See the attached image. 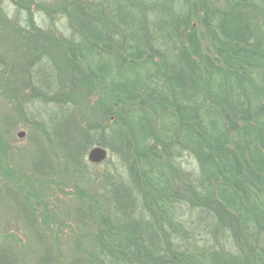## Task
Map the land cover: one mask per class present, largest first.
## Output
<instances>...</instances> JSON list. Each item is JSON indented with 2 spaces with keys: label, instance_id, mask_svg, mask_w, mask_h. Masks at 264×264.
Here are the masks:
<instances>
[{
  "label": "trees",
  "instance_id": "trees-1",
  "mask_svg": "<svg viewBox=\"0 0 264 264\" xmlns=\"http://www.w3.org/2000/svg\"><path fill=\"white\" fill-rule=\"evenodd\" d=\"M2 1L20 63L0 51V97L38 131L36 160L62 139L84 215L99 212L86 264H264V0H9L29 13L21 23ZM76 91L100 113L64 142ZM93 146L108 148L113 170L87 192ZM6 172L32 215L43 180Z\"/></svg>",
  "mask_w": 264,
  "mask_h": 264
},
{
  "label": "rangeland",
  "instance_id": "rangeland-1",
  "mask_svg": "<svg viewBox=\"0 0 264 264\" xmlns=\"http://www.w3.org/2000/svg\"><path fill=\"white\" fill-rule=\"evenodd\" d=\"M1 5L4 6L5 15L7 14L9 19H19L21 23L22 19L28 17L29 13L19 10L9 0H3ZM34 19L46 26L41 22L43 16L40 13L35 12ZM53 22L56 28L65 34L68 33L67 20L63 15L56 14ZM0 28V51L10 60L20 63L17 49L19 44L13 30L3 23H0ZM16 73L15 68L7 79L4 78V84L15 79ZM72 96L77 104L67 114L69 117L63 124L64 128L60 130L64 142L72 138L74 141L82 139L90 119L99 117L100 113L98 110L93 113L86 99L77 91ZM95 102L101 107V101L95 98ZM48 106L51 107L50 104ZM48 106L41 109L42 113L47 112ZM12 110V105L0 97V146L5 144L11 151L10 158L5 160L0 149V264H86L87 239L95 230L94 216H98L99 212L94 209L92 214L84 215L86 208L88 210V201L83 200L86 197L81 201L75 194L77 189L69 178L70 171L62 156L65 151L60 143L62 139L56 140L53 137V152L47 154L43 163L42 160H36L33 135L38 131H29L22 121L13 117ZM18 131H24V136L19 138ZM87 152L83 157L88 163ZM54 154L58 155L57 161L52 158ZM111 161L116 162L114 158H111ZM181 161L185 169L194 170L196 167L195 159L189 154H185ZM14 164L23 167L26 172L36 173V176L43 180L41 184L34 185L38 187L36 191L39 192L30 199L34 207L32 215L25 208L21 197L16 194L15 185L7 181L9 176L6 171ZM112 167V164L103 162L93 168H87L92 179L98 178L96 184L87 192L98 189L102 175L106 173L104 169L109 170ZM37 184L42 185L41 188ZM38 198H41L40 203ZM101 212L103 213V209Z\"/></svg>",
  "mask_w": 264,
  "mask_h": 264
},
{
  "label": "water",
  "instance_id": "water-1",
  "mask_svg": "<svg viewBox=\"0 0 264 264\" xmlns=\"http://www.w3.org/2000/svg\"><path fill=\"white\" fill-rule=\"evenodd\" d=\"M23 135L24 132L20 131L17 133L18 137H22ZM87 159L90 163L99 164L107 159V151L100 146H94L89 149Z\"/></svg>",
  "mask_w": 264,
  "mask_h": 264
},
{
  "label": "bare ground",
  "instance_id": "bare-ground-1",
  "mask_svg": "<svg viewBox=\"0 0 264 264\" xmlns=\"http://www.w3.org/2000/svg\"><path fill=\"white\" fill-rule=\"evenodd\" d=\"M18 132H20V131H18ZM17 132V133H18ZM21 132H24V131H21ZM25 134V133H24ZM24 136V135H23ZM22 136V137H23ZM19 138H21V137H19ZM94 147V146H93ZM100 147H102V148H104V149H106V151H107V158L110 156V152H109V150H108V148H106V147H104V146H100ZM92 148V147H91ZM89 151V150H88ZM88 153V152H87ZM87 161H88V159H87ZM89 162V161H88ZM104 162V161H103ZM103 162H101V163H103ZM90 163V162H89ZM101 163H99V164H101ZM91 164H94V163H91ZM95 165H98V164H95Z\"/></svg>",
  "mask_w": 264,
  "mask_h": 264
}]
</instances>
